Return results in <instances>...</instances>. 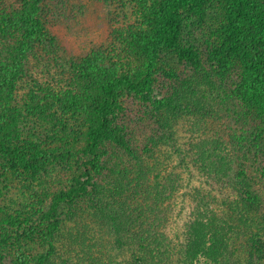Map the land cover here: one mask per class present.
Returning a JSON list of instances; mask_svg holds the SVG:
<instances>
[{"label": "trees", "instance_id": "1", "mask_svg": "<svg viewBox=\"0 0 264 264\" xmlns=\"http://www.w3.org/2000/svg\"><path fill=\"white\" fill-rule=\"evenodd\" d=\"M138 1L144 17L141 26L131 29L127 42L120 43L121 56L71 64L73 92L57 97L44 86L39 97L32 87L22 105L14 100L16 84L35 52L51 45L47 26L41 22L48 0L0 3V192L21 173H35L44 159L66 161L72 156L78 170L70 185L57 190L45 179H36L33 198L31 194L25 198L22 206H27L16 210V215L0 205V240L5 227L23 226L24 232L40 229L33 244L38 253L30 259L29 252L24 253L22 264H63L60 258L50 259V249L61 253L66 263L88 258L92 264H235L233 252L249 253L254 241L264 236V185L259 188L264 184V168L248 174L251 161L252 167L264 163V0ZM203 9H210L213 18L196 26L193 17ZM180 66L188 67L195 78L192 84L190 77L186 80L192 95L185 118L193 119V133L200 138L188 144L189 162L217 187L241 192L225 199L208 190L196 191L184 244L178 249L161 230L167 210L157 208L163 203L160 186L146 193L145 205H137L130 217L126 203L119 200L131 194L136 199L137 189L147 185L150 167L156 172L158 165L153 159L159 162L154 151L147 153L148 165L119 171L116 203L111 206L104 201L103 186L95 182L99 171L95 158L103 141L128 150L123 130L114 123L125 97L140 98L154 112L182 108L181 98L172 100V90L163 97L159 92L161 79L171 81ZM184 92L183 88L173 91ZM164 129L160 140L174 147V130ZM166 186L170 196L177 191L171 183ZM45 198L48 205L43 210L40 201ZM87 198L97 199L98 209L106 205L103 216L114 222V228L131 227L127 230L134 241L130 256L121 255L124 240L117 246L119 260L120 255L107 254L95 239L91 253L87 248L82 251L71 235L64 240L57 237L64 227L63 206ZM103 241L107 245L108 240ZM25 242L30 244L29 238Z\"/></svg>", "mask_w": 264, "mask_h": 264}, {"label": "rangeland", "instance_id": "2", "mask_svg": "<svg viewBox=\"0 0 264 264\" xmlns=\"http://www.w3.org/2000/svg\"><path fill=\"white\" fill-rule=\"evenodd\" d=\"M122 1L48 0L45 4L47 8L42 14L41 22L47 26L51 45H48L45 49L38 47L39 50L35 52V56L30 58L16 84L14 94L16 104L22 105L25 103L26 94L32 87L34 91L37 90L39 93V89H43L45 86L49 92H54L53 94L57 97L59 93L64 91L73 92V84L75 85L76 81L73 72L69 69L71 64L80 65L88 60L95 59V61H98L101 58L105 60L121 56L122 54L119 53L120 43L127 42L129 39L127 37L132 34L131 29H137L141 26L140 23L144 17L142 15L143 10L138 7L142 4V1ZM0 3L8 4V0H0ZM210 12V9H203L202 12L198 13L199 17L195 15L193 18L197 22L196 26L203 19L206 20L207 18L210 21L213 18L212 15L210 16L212 14ZM0 34L2 33L0 32ZM176 69L178 76L171 77V81L166 82V80L161 79L159 92L163 97L169 95L172 90V100L180 101L179 98H181L184 102L182 108L154 112L152 107L140 98L125 97L116 112L114 123L118 124L123 130L128 141V150L111 142L103 141L100 143L95 158L99 166V171L95 175V182L98 187L103 186L101 189L104 190V201L108 202L109 206L115 204L119 171L132 166L140 169L142 164L148 165L147 153L148 151H154L159 162L156 161V158L153 159L155 163H158L156 172L153 171L155 167H150L151 171L146 166L148 171H151L147 175V185H141L142 190L137 189L134 196L137 197L136 199H133L131 194L129 197L119 200L126 203L130 217L137 205H145L142 199L146 193L148 194L152 190L156 192L154 188L160 186L163 203H159L157 208L163 211L167 210V217L164 218L166 222L160 223L162 225L161 230L180 249L184 244V229L189 219V212L195 204L193 197L196 191L208 190L225 199L235 198L241 191L239 192L237 188L222 189L217 187L214 182L201 175L197 168L189 162L188 144L190 141L200 138L199 134L193 133V119L185 118V110L191 109L189 105L191 103L190 96L192 95V86H188L186 80L192 73L188 67L180 66ZM193 79L195 78L190 77L191 84ZM217 82L220 85L219 80ZM179 88L185 90L183 95L173 93ZM38 96L41 97V92ZM54 104L57 106L56 103ZM166 126L174 130L176 137L174 147H170L168 141L160 140ZM72 158V156L67 157L66 161L62 158H43L44 162L41 160L43 164L39 166L35 173H21L18 176L20 179L17 178L13 185H8L7 189L5 188L0 192V205L7 206L9 211L12 210V214L16 215V210L19 211L27 206H22L25 198H28L30 194L33 198L35 189H37L35 181L38 178L45 179L47 185L54 190L67 187L72 183L74 175L78 173ZM138 159H141V161L138 162ZM0 163L3 164V160L0 159ZM261 164L252 167L251 161L248 174L260 172V168L263 171L264 163ZM139 177L142 178L143 176ZM127 180L121 181L120 187ZM169 183L175 185V189L177 188L172 196L168 194L166 189V185ZM263 185H260L259 188L262 189ZM242 190L244 194L247 191L244 187ZM262 198H264V192ZM95 200L87 198L76 204L64 205L61 209L64 227L57 237L64 240L71 235L72 238H77L75 240L76 245L82 247V251L87 248L91 253L95 252V248L91 243L95 239L99 244L103 243L107 254L114 255L116 258L121 254L117 250L118 243L120 240H124L126 245L121 255L130 256L132 254L131 249L134 246L132 242L134 241L127 230L131 231V227L125 225L121 230L114 228V222L112 223L110 219L103 216L102 211L106 209V205L104 207L100 205V209H98ZM40 202L43 210L46 209L48 198ZM137 202L140 204H136ZM36 219V216H34L33 220L36 221ZM35 226L37 227V225ZM38 229L24 232L23 226L20 228L5 227L1 233L2 238L0 241L7 240V242L0 244V264H22L26 262L23 255L27 257L24 253L29 252V259L33 253H38V247H33L38 236ZM27 238L30 242L28 245L25 242ZM103 239L108 240L107 245H105ZM129 242L131 245L126 249ZM47 251H49V248L43 253ZM236 251L235 254L234 252L233 255L230 254L235 264H251L253 261H260L259 263L263 264L264 236L254 241L250 254L246 253L249 256L243 253L242 250ZM55 253V250L50 249V254H52L50 259L60 258V260H63H61L63 264H92L88 258L86 260L72 258L68 259L66 263L61 253ZM252 254L257 260L251 259ZM121 255L118 257L119 260H122ZM176 264H179V262Z\"/></svg>", "mask_w": 264, "mask_h": 264}]
</instances>
